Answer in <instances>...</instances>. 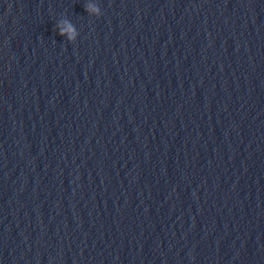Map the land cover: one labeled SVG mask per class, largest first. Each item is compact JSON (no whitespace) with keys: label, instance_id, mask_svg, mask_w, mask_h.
Instances as JSON below:
<instances>
[{"label":"water","instance_id":"1","mask_svg":"<svg viewBox=\"0 0 264 264\" xmlns=\"http://www.w3.org/2000/svg\"><path fill=\"white\" fill-rule=\"evenodd\" d=\"M85 3L0 0V264H264V0Z\"/></svg>","mask_w":264,"mask_h":264},{"label":"clouds","instance_id":"2","mask_svg":"<svg viewBox=\"0 0 264 264\" xmlns=\"http://www.w3.org/2000/svg\"><path fill=\"white\" fill-rule=\"evenodd\" d=\"M84 7L88 14L95 16L100 15V8L98 7L96 0H86ZM54 27L59 35L70 36L72 40H74L78 35L75 26L67 18H61L56 20V24Z\"/></svg>","mask_w":264,"mask_h":264}]
</instances>
